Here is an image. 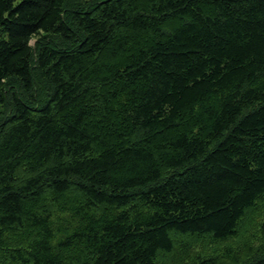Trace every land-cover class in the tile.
<instances>
[{
	"label": "trees",
	"instance_id": "obj_1",
	"mask_svg": "<svg viewBox=\"0 0 264 264\" xmlns=\"http://www.w3.org/2000/svg\"><path fill=\"white\" fill-rule=\"evenodd\" d=\"M0 264H264V0H0Z\"/></svg>",
	"mask_w": 264,
	"mask_h": 264
},
{
	"label": "rangeland",
	"instance_id": "obj_2",
	"mask_svg": "<svg viewBox=\"0 0 264 264\" xmlns=\"http://www.w3.org/2000/svg\"><path fill=\"white\" fill-rule=\"evenodd\" d=\"M33 42H34V39L32 40V43ZM259 227L260 226L255 225V226H253L251 228L252 237H253V234H254V236L257 238V240H259V235L258 234H260ZM254 241H256V240H254ZM256 242H258V241H256ZM224 244H226L228 246H234V245H237L238 244V240L236 238H231L228 241H225Z\"/></svg>",
	"mask_w": 264,
	"mask_h": 264
}]
</instances>
